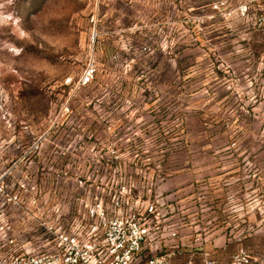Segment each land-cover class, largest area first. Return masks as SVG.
<instances>
[{
  "label": "rangeland",
  "instance_id": "1",
  "mask_svg": "<svg viewBox=\"0 0 264 264\" xmlns=\"http://www.w3.org/2000/svg\"><path fill=\"white\" fill-rule=\"evenodd\" d=\"M256 9L0 0V263L52 252V230L79 223L92 200L125 211L155 198L167 205V248L264 259Z\"/></svg>",
  "mask_w": 264,
  "mask_h": 264
},
{
  "label": "built area",
  "instance_id": "2",
  "mask_svg": "<svg viewBox=\"0 0 264 264\" xmlns=\"http://www.w3.org/2000/svg\"><path fill=\"white\" fill-rule=\"evenodd\" d=\"M252 1L257 21L264 26V0ZM94 71L93 64L87 65L78 85H89ZM52 231V252L10 258L0 264H264V259L258 260L244 248H238L224 263L202 249L167 248V205L158 198L125 211L118 202L105 206L102 199H95L84 204L79 223Z\"/></svg>",
  "mask_w": 264,
  "mask_h": 264
}]
</instances>
